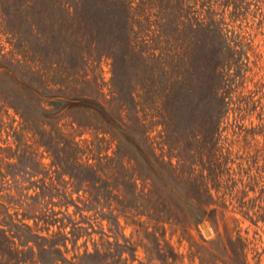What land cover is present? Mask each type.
<instances>
[{
    "label": "rangeland",
    "instance_id": "rangeland-1",
    "mask_svg": "<svg viewBox=\"0 0 264 264\" xmlns=\"http://www.w3.org/2000/svg\"><path fill=\"white\" fill-rule=\"evenodd\" d=\"M4 54L144 133L22 117L0 68V264H264V0H0Z\"/></svg>",
    "mask_w": 264,
    "mask_h": 264
},
{
    "label": "trees",
    "instance_id": "trees-1",
    "mask_svg": "<svg viewBox=\"0 0 264 264\" xmlns=\"http://www.w3.org/2000/svg\"><path fill=\"white\" fill-rule=\"evenodd\" d=\"M23 41L21 48L28 47V52H30L32 49L30 43L27 44L28 42ZM2 58L0 68L3 69L5 80L9 83L5 88V99L9 100L10 105L22 117L34 118L37 121L51 120L70 111H83L92 119V122L86 124L77 122L80 126H97L100 124L107 131L115 133V135L125 138L130 137L128 139L132 138L134 140L143 138L144 132L139 130V127H141L139 121L127 126L122 121L121 113H116L117 109L109 105L111 103L107 105L98 97L85 94L83 92L84 87H79V81L50 80L46 73L41 74L39 70L33 69L32 61L35 63L34 56H29V59H25L24 62L15 60L16 58L7 57V54L2 55ZM18 103L19 106L17 105ZM44 103H48L53 108H46ZM38 133H40L42 141L54 153L57 159L56 163L60 166L67 165L68 162L63 160L59 151L56 150L55 152V144L53 143L60 138L59 136L63 132L52 129L51 131L39 130ZM46 135L51 137V144L48 141H44ZM74 165L81 166L82 164L76 161ZM92 166L94 165L92 164ZM91 169L93 170V168Z\"/></svg>",
    "mask_w": 264,
    "mask_h": 264
},
{
    "label": "water",
    "instance_id": "water-1",
    "mask_svg": "<svg viewBox=\"0 0 264 264\" xmlns=\"http://www.w3.org/2000/svg\"><path fill=\"white\" fill-rule=\"evenodd\" d=\"M202 226L203 228H206V224L203 223ZM209 234H210L209 230L206 229V235H209Z\"/></svg>",
    "mask_w": 264,
    "mask_h": 264
}]
</instances>
